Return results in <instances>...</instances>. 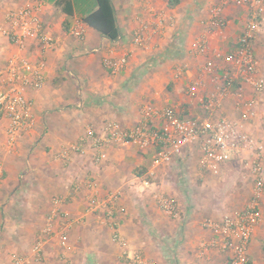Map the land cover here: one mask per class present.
<instances>
[{"label":"crops","instance_id":"obj_1","mask_svg":"<svg viewBox=\"0 0 264 264\" xmlns=\"http://www.w3.org/2000/svg\"><path fill=\"white\" fill-rule=\"evenodd\" d=\"M26 1L0 0V20ZM39 1L46 31L57 42L44 55L46 84L27 91L34 101L35 129L12 152L6 146L7 122L0 119V264H12L13 253L31 255L52 212L53 199L61 195L69 196L61 209L76 220L68 230V240L63 243L53 235L44 245V260L31 264H124L123 248L113 241L111 227L98 215L84 213L91 195L103 198L118 188L124 193L115 215L130 248L141 250L156 264H230L229 251L205 245L214 234L202 223L245 208L253 183L240 176L242 167L232 162L217 173L203 170L201 153L192 148L191 157L179 156L160 168L159 190L180 204V217L172 218L150 194L138 193L131 186L133 177L150 167L152 150L109 144L107 159L98 164L90 148L81 155L73 153L69 161L56 155L77 142L90 125L97 131L110 120L123 127L134 126L146 105H174L184 117L204 115L201 103L187 94L186 87L200 78L208 61L218 68L229 65L227 57L243 33L248 7L234 0H150L158 12L173 20L160 27L147 10L148 0H112L120 29L119 37L112 40L83 20L97 9V0H71L70 11L60 0ZM220 4L226 21L222 28L211 21L212 8ZM77 20L85 25L83 40L70 32ZM141 26H146L147 41L135 47L133 34ZM203 39L208 42L207 52L199 49ZM38 44L36 38L27 41L26 54L33 60L41 58ZM254 46L258 68L264 74V32ZM95 47L101 50L89 53ZM14 50L0 34V69ZM128 52V65L120 72L114 74L104 66L106 56ZM217 52L220 57L214 55ZM179 68L185 70L180 73ZM216 82L214 75L206 77L199 93L211 91ZM247 94L253 95V90L248 88ZM216 115L242 119L233 98L226 99ZM249 128L264 140V101ZM90 181L95 187H89ZM261 207L263 216L249 245L252 264H264V196ZM80 217H84L82 222Z\"/></svg>","mask_w":264,"mask_h":264},{"label":"built area","instance_id":"obj_2","mask_svg":"<svg viewBox=\"0 0 264 264\" xmlns=\"http://www.w3.org/2000/svg\"><path fill=\"white\" fill-rule=\"evenodd\" d=\"M147 10L157 18L160 27L167 21H173L164 12H158L150 3ZM248 7L249 15L243 33L239 37L234 53L228 58L229 65L218 68L214 61H208L202 67L200 78L186 87L189 96L196 98L205 110L204 115L184 117L174 105L157 107L146 105L140 121L131 127H123L117 121L105 122L102 131L88 126L77 142L65 147L56 158L69 161L73 153L83 154L86 148L94 151L95 163L107 159L106 148L109 144L134 145L141 152L153 151L150 167L142 175H136L131 186L138 193H148L159 208L172 218H179V201L159 190L158 171L168 166L179 156H192V148L200 151V167L217 173L221 166L234 162L243 168V177L253 183V194L245 208L234 213L224 214L220 219L206 218L202 225L212 230L214 237L206 246L218 247L230 252V264H252L249 257V245L255 228L260 223L263 212L261 200L264 196V140L255 136L249 124L260 115L264 101V74L259 70L255 39L264 32V0H234ZM39 0H27L23 5L8 10L0 20V34L15 47L5 66L0 69V119L7 122L6 146L12 152L19 140L35 129L36 115L34 101L27 96L30 89L38 90L47 82V63L44 55L52 49L57 39L45 28L40 12ZM223 5L212 8V22L223 27L226 21L222 17ZM161 29V28H160ZM159 29V30H160ZM146 26L135 30L132 43L135 47L145 46ZM71 34L78 40L85 38V25L77 20L70 28ZM36 38L41 51L39 60L31 59L27 54V41ZM200 50L209 51L206 39L201 40ZM101 50L93 48L90 53ZM131 52L121 55L113 53L103 60L104 66L116 74L128 65ZM217 57L221 53L217 52ZM185 68H179L182 73ZM217 78L215 87L200 94L206 77ZM253 95L247 94V89ZM228 98L235 101V109L242 114V119L216 115L223 108ZM0 167V182L2 180ZM95 187L89 182V187ZM123 189L110 191L103 198L91 195L84 213L96 214L101 222L112 229V239L123 248L124 264H156L141 250L130 248L125 236L120 231L116 211L123 196ZM69 201V196H56L53 209L46 225L41 229L30 256L13 253L12 264H31L32 261L44 260V245L53 235H58L61 242L68 240V230L76 221L68 217L61 205ZM80 217L79 221H83Z\"/></svg>","mask_w":264,"mask_h":264},{"label":"trees","instance_id":"obj_3","mask_svg":"<svg viewBox=\"0 0 264 264\" xmlns=\"http://www.w3.org/2000/svg\"><path fill=\"white\" fill-rule=\"evenodd\" d=\"M98 7L89 13L83 20L91 27L97 29L103 35L115 40L120 35V29L117 22L116 9L112 0H97ZM67 11L72 6L71 0H60Z\"/></svg>","mask_w":264,"mask_h":264},{"label":"rangeland","instance_id":"obj_4","mask_svg":"<svg viewBox=\"0 0 264 264\" xmlns=\"http://www.w3.org/2000/svg\"><path fill=\"white\" fill-rule=\"evenodd\" d=\"M89 53H90V52H89ZM107 70H108V69H107ZM27 163H28V160L26 161V165H28ZM27 171L30 172L28 169H27ZM239 172H241V175H240V176L242 177V176H243V172H244L243 168H241ZM244 179H245V178H244ZM239 182H240V181H239ZM243 193H244V192H243ZM238 204H241V202H238V203H237V206H240V205H238Z\"/></svg>","mask_w":264,"mask_h":264}]
</instances>
